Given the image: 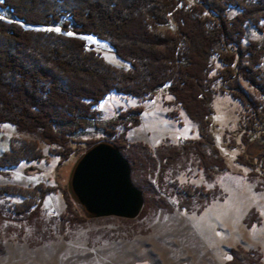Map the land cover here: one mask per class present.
Returning a JSON list of instances; mask_svg holds the SVG:
<instances>
[{"label": "trees", "instance_id": "16d2710c", "mask_svg": "<svg viewBox=\"0 0 264 264\" xmlns=\"http://www.w3.org/2000/svg\"><path fill=\"white\" fill-rule=\"evenodd\" d=\"M233 8L239 12L231 14ZM260 21H264V0H0V123L13 124L37 139L18 146L12 143L0 154V172L42 160L40 140L51 147L49 153L58 158V167L70 165L99 140L83 135L99 119L98 103L109 93L145 101L163 88L198 127V138L188 139L180 148L202 157L209 175L225 170L226 161L213 136L211 102L217 89L251 111L250 123L243 124L244 145L251 141V131L257 128L264 133V47L253 40L244 44L247 22L258 28ZM171 24L174 30H159ZM84 34L108 43L128 66L106 61ZM215 61L220 67L215 68ZM238 78L258 97L237 92ZM144 110L141 104L122 109L104 127L108 134L104 139L129 161L132 182L145 201V186L154 188L144 175L136 182L132 172L138 147H147L125 138V132L140 124ZM169 115L177 120L176 113ZM121 125L123 131L117 132ZM205 147L218 156L207 157ZM170 152V156L160 153L162 169L169 157L179 153L175 147ZM145 156L153 168V159ZM236 161L255 168L246 153L237 155ZM158 187H164L162 181ZM58 189L66 198L65 211L71 215L67 219L86 221L66 188ZM194 189L211 195L210 190ZM51 190L42 184L0 186L2 194L24 197L17 209L28 214L40 209L43 196ZM226 264L239 262L233 256Z\"/></svg>", "mask_w": 264, "mask_h": 264}, {"label": "rangeland", "instance_id": "374dc122", "mask_svg": "<svg viewBox=\"0 0 264 264\" xmlns=\"http://www.w3.org/2000/svg\"><path fill=\"white\" fill-rule=\"evenodd\" d=\"M237 12L235 8L231 10V14ZM166 28L174 30V24L159 30ZM82 37L112 65L128 66L105 41L92 35ZM249 40L264 47V21L258 28L247 22L244 44ZM218 66L219 61H215V68ZM237 83V92L258 97L256 90L241 78ZM136 104L145 109L152 107L156 123V129L146 126L147 136L141 126L133 137L125 132L128 142L147 147H138L134 180L139 182L145 176L154 188L147 190L145 186L139 215L134 219L104 216L79 222L68 220L66 198L58 187L66 188L72 162L58 167V158L49 153L51 147L40 140L38 145L45 156L42 160L21 162L0 172V186L31 188L42 184L53 189L43 196L34 214L18 211L24 197L0 193V264H226L233 256L239 264H264L263 130L256 128L251 131V141L246 145L242 142L243 124L248 125L251 111L229 93L217 89L211 102L213 136L226 169L209 175L202 157L192 149L180 148L188 139L198 138V127L164 88L145 101L109 93L98 103L102 114L90 123L83 137L107 138L104 127L122 109ZM170 113H176L177 120ZM116 130L123 131V126ZM160 132L161 136L157 134ZM177 135L186 141H177ZM25 140L37 139L18 131L13 124L0 123V154L12 143L18 146ZM174 147L179 153L169 157L162 169L160 153L170 156ZM203 149L207 157L218 156L210 147ZM125 153L129 155L128 150ZM145 153L153 159V168ZM241 153L252 160L254 169L236 161ZM160 181L162 188L158 187ZM200 187L210 190L211 195L194 189Z\"/></svg>", "mask_w": 264, "mask_h": 264}, {"label": "water", "instance_id": "95a60500", "mask_svg": "<svg viewBox=\"0 0 264 264\" xmlns=\"http://www.w3.org/2000/svg\"><path fill=\"white\" fill-rule=\"evenodd\" d=\"M68 171V198L83 217L134 219L141 212L143 192L133 184L129 161L112 141H94Z\"/></svg>", "mask_w": 264, "mask_h": 264}, {"label": "crops", "instance_id": "0c3cea01", "mask_svg": "<svg viewBox=\"0 0 264 264\" xmlns=\"http://www.w3.org/2000/svg\"><path fill=\"white\" fill-rule=\"evenodd\" d=\"M152 108V107H151ZM150 107L148 109H145L143 111V113L141 114L140 116V124L138 126H135L131 129L128 130V133L130 134L129 137H133L135 135V132L136 130L138 129V127H143L141 129V131H143L142 133H144L146 136L149 135V132H148V127L146 126H155V114L152 112L153 110H150L151 109ZM147 113V114H146ZM149 124V125H148ZM145 126V127H144ZM155 129H156V126H155ZM157 132V130H155V133ZM127 133V134H128ZM163 132H160V133H157L159 136H161Z\"/></svg>", "mask_w": 264, "mask_h": 264}, {"label": "built area", "instance_id": "2783aa9c", "mask_svg": "<svg viewBox=\"0 0 264 264\" xmlns=\"http://www.w3.org/2000/svg\"><path fill=\"white\" fill-rule=\"evenodd\" d=\"M176 139H177V141H180V142H185L186 141L185 137H181L179 135L176 136Z\"/></svg>", "mask_w": 264, "mask_h": 264}, {"label": "snow or ice", "instance_id": "6c2138e0", "mask_svg": "<svg viewBox=\"0 0 264 264\" xmlns=\"http://www.w3.org/2000/svg\"><path fill=\"white\" fill-rule=\"evenodd\" d=\"M57 31H59V29H57ZM69 35H71V33H69Z\"/></svg>", "mask_w": 264, "mask_h": 264}]
</instances>
